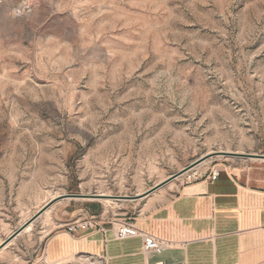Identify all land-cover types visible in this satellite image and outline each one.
Listing matches in <instances>:
<instances>
[{
	"label": "rangeland",
	"instance_id": "1",
	"mask_svg": "<svg viewBox=\"0 0 264 264\" xmlns=\"http://www.w3.org/2000/svg\"><path fill=\"white\" fill-rule=\"evenodd\" d=\"M216 152L198 179L264 186V0H0V245L98 195L57 200L0 264H48L69 221L145 216L198 179L125 196Z\"/></svg>",
	"mask_w": 264,
	"mask_h": 264
},
{
	"label": "crops",
	"instance_id": "2",
	"mask_svg": "<svg viewBox=\"0 0 264 264\" xmlns=\"http://www.w3.org/2000/svg\"><path fill=\"white\" fill-rule=\"evenodd\" d=\"M136 220L168 244L146 250L139 236L120 240L108 231L76 240L60 231L41 254L48 264H71L76 255L84 264H264V186L229 171L189 183Z\"/></svg>",
	"mask_w": 264,
	"mask_h": 264
},
{
	"label": "built area",
	"instance_id": "3",
	"mask_svg": "<svg viewBox=\"0 0 264 264\" xmlns=\"http://www.w3.org/2000/svg\"><path fill=\"white\" fill-rule=\"evenodd\" d=\"M222 171L223 168L214 166L210 170L207 178L216 180L221 175ZM197 174L198 172L193 174L195 179L200 177ZM188 178L190 179L192 177L189 176ZM136 221V218L127 217L115 219L112 222L111 229H109L97 219L93 217H85L67 222L62 226V229L63 232L69 234L73 239L76 240L96 232H102L105 236H107L108 231H112L115 239L120 240L139 236L143 238L146 250H157L168 244L167 241L139 228ZM158 264H163V262H158Z\"/></svg>",
	"mask_w": 264,
	"mask_h": 264
},
{
	"label": "water",
	"instance_id": "4",
	"mask_svg": "<svg viewBox=\"0 0 264 264\" xmlns=\"http://www.w3.org/2000/svg\"><path fill=\"white\" fill-rule=\"evenodd\" d=\"M219 152L216 153H210L208 155L203 156L202 158L198 159L197 161L191 163L190 165L184 167L183 169H181L180 171L174 173L173 175L169 176L168 178L164 179L163 181L157 183L156 185H154L153 187H151L150 189H148L147 191H145L144 193L138 194V195H127L125 197L129 198V199H140L146 196H149L150 194H152L154 191L158 190L159 188L165 186L166 184H168L169 182H171L172 180L176 179L178 176H180L181 174H183L184 172H186L187 170L191 169L193 166H195L196 164L200 163L201 161L207 159L208 157L217 154ZM221 153H225V152H221ZM236 154V153H233ZM66 196H74V197H83V196H98V195H87V194H70V195H60L59 197L51 200L50 202H48L45 206H43L39 211H37L30 219H28L24 224H22L18 229H16L1 245H0V249H2L3 247H5L9 242H11L14 238H17L24 230L25 228L30 225L31 223L37 221L45 212L46 210H48L57 200L64 198Z\"/></svg>",
	"mask_w": 264,
	"mask_h": 264
},
{
	"label": "bare ground",
	"instance_id": "5",
	"mask_svg": "<svg viewBox=\"0 0 264 264\" xmlns=\"http://www.w3.org/2000/svg\"><path fill=\"white\" fill-rule=\"evenodd\" d=\"M207 161H208V160H205V161H203V162L200 163V164H196V165L193 166L191 169L187 170L186 172H184L183 174H181L180 176H178L176 179H174V180H172V181L182 179V178L185 177V176H186V177H189L191 173L196 174L197 171L199 170V169H198L199 166L204 165V163H206ZM192 171H193V172H192ZM190 172H191V173H190ZM187 175H188V176H187ZM191 177H192V176H191ZM142 193H144V192H142ZM139 194H141V193H139ZM100 195H106V194H100ZM136 195H138V194H136ZM108 201H109V200H108ZM53 205H54V204H53ZM53 205H52V206H53ZM52 206H51V207H52ZM51 207H50V208H51ZM50 208H49V209H50ZM49 209H48V210H49ZM46 211H47V210H46ZM33 223H34V222H33ZM33 223H31L30 225H28V226L25 228L24 231L29 230V229L31 228V226H32ZM24 231H23V232H24ZM14 239H15V238H14ZM14 239H13V240H14ZM13 240H12V241H13ZM12 241H11V242H12ZM11 242H9V243H11ZM9 243H8V244H9ZM8 244H7V245H8ZM7 245H6V246H7ZM6 246H5V247H6ZM44 259H45V262H47L46 256H45Z\"/></svg>",
	"mask_w": 264,
	"mask_h": 264
}]
</instances>
